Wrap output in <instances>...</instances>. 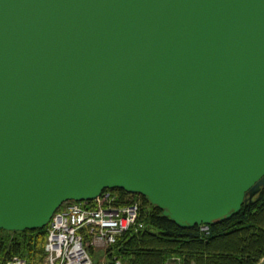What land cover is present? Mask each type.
<instances>
[{"label": "water", "instance_id": "obj_1", "mask_svg": "<svg viewBox=\"0 0 264 264\" xmlns=\"http://www.w3.org/2000/svg\"><path fill=\"white\" fill-rule=\"evenodd\" d=\"M264 185V0H0V228L106 188L182 227Z\"/></svg>", "mask_w": 264, "mask_h": 264}, {"label": "trees", "instance_id": "obj_2", "mask_svg": "<svg viewBox=\"0 0 264 264\" xmlns=\"http://www.w3.org/2000/svg\"><path fill=\"white\" fill-rule=\"evenodd\" d=\"M118 193L119 202L140 198L144 226L129 229L106 247L107 264H259L264 257V185L230 217L201 225L182 227L144 195L121 188H106ZM123 199V201H121ZM91 204V202H89ZM47 225L24 230L0 228V263L13 255L26 264H43ZM93 246L89 247V252ZM175 259V260H174ZM119 261V263H118ZM93 264V262H92Z\"/></svg>", "mask_w": 264, "mask_h": 264}, {"label": "built area", "instance_id": "obj_3", "mask_svg": "<svg viewBox=\"0 0 264 264\" xmlns=\"http://www.w3.org/2000/svg\"><path fill=\"white\" fill-rule=\"evenodd\" d=\"M120 199L118 193L103 190L87 202L62 203L47 224L45 264H92L90 246L106 247L124 231L142 228L141 202L137 199L117 204ZM207 227L201 225L202 229ZM0 264L26 263L22 257L13 255Z\"/></svg>", "mask_w": 264, "mask_h": 264}, {"label": "rangeland", "instance_id": "obj_4", "mask_svg": "<svg viewBox=\"0 0 264 264\" xmlns=\"http://www.w3.org/2000/svg\"><path fill=\"white\" fill-rule=\"evenodd\" d=\"M138 194V193H136ZM136 198H132L131 200H139L140 198H137V196H134ZM202 229V228H201ZM208 227L206 229H202V230H207ZM90 255L92 258V262L93 264H107V251L105 250L104 247H95L92 250H90ZM175 260V259H174ZM264 261V260H263ZM179 260H176L174 263L169 262L166 264H179ZM43 264H45V258H44V262ZM259 264H264V262H260Z\"/></svg>", "mask_w": 264, "mask_h": 264}, {"label": "crops", "instance_id": "obj_5", "mask_svg": "<svg viewBox=\"0 0 264 264\" xmlns=\"http://www.w3.org/2000/svg\"><path fill=\"white\" fill-rule=\"evenodd\" d=\"M264 262V261H263Z\"/></svg>", "mask_w": 264, "mask_h": 264}]
</instances>
